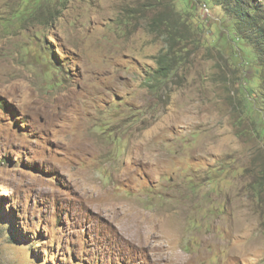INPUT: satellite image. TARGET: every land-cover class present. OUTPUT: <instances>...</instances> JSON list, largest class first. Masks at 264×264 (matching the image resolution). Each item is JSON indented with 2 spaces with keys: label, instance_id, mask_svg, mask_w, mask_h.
<instances>
[{
  "label": "rangeland",
  "instance_id": "obj_1",
  "mask_svg": "<svg viewBox=\"0 0 264 264\" xmlns=\"http://www.w3.org/2000/svg\"><path fill=\"white\" fill-rule=\"evenodd\" d=\"M143 1L0 0V264H264V59Z\"/></svg>",
  "mask_w": 264,
  "mask_h": 264
},
{
  "label": "trees",
  "instance_id": "obj_2",
  "mask_svg": "<svg viewBox=\"0 0 264 264\" xmlns=\"http://www.w3.org/2000/svg\"><path fill=\"white\" fill-rule=\"evenodd\" d=\"M216 4L220 5L225 13L229 15L234 21H236L240 27L243 28L241 32L242 35L239 36L240 39L245 40L254 50L256 57L258 59H264V0H213ZM168 2H162V0H144L138 3V8L141 12H146L148 9H158L164 7L163 10L158 14L157 22L160 25L170 24L168 28L175 30L179 26H183L180 23L179 17L170 20L168 12L166 9L172 8V4ZM161 5L163 7H161ZM165 59V58H164ZM177 63V61H176ZM179 63V61H178ZM174 64V63H173ZM170 66L168 61L165 60L161 63L160 67L157 69V77L165 78L168 75Z\"/></svg>",
  "mask_w": 264,
  "mask_h": 264
}]
</instances>
